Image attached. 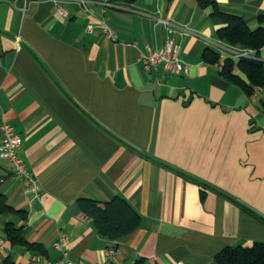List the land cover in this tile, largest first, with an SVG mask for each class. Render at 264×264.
Segmentation results:
<instances>
[{
    "label": "crops",
    "instance_id": "obj_1",
    "mask_svg": "<svg viewBox=\"0 0 264 264\" xmlns=\"http://www.w3.org/2000/svg\"><path fill=\"white\" fill-rule=\"evenodd\" d=\"M217 2L264 27V0ZM222 26L201 0H0V142L7 121L40 182L34 198L0 156L11 207L0 264H66L64 252L83 264H219L225 247L264 241V83L238 65L235 80L222 73L227 58L264 63V46L233 44ZM170 38L188 72L146 69L141 52ZM116 197L140 216L118 241L79 204ZM9 223L28 243L9 239Z\"/></svg>",
    "mask_w": 264,
    "mask_h": 264
},
{
    "label": "trees",
    "instance_id": "obj_2",
    "mask_svg": "<svg viewBox=\"0 0 264 264\" xmlns=\"http://www.w3.org/2000/svg\"><path fill=\"white\" fill-rule=\"evenodd\" d=\"M133 2L135 0H124ZM202 3H210L214 8V14L223 20L220 33L231 43H242L254 49L264 46V27L251 29L245 18L241 15L224 11L217 0H201ZM205 56L217 61L219 56L213 51L205 50ZM238 65L252 80L254 86L264 83V63L261 60L241 57L238 61L227 58L223 64L222 73L229 79L235 80V66ZM240 82V80H238ZM241 84L250 91L251 88L241 81ZM82 210L92 217L99 232L111 240H120L132 233L139 226V214L130 204L121 197L102 204L96 199H81L79 201ZM6 196L0 192V211L10 210ZM9 239L14 243H28L22 236L21 229L14 228L9 223L6 228ZM219 264H264V241L256 240L251 245L238 244L227 246L216 255ZM2 264H15L11 257H7Z\"/></svg>",
    "mask_w": 264,
    "mask_h": 264
},
{
    "label": "built area",
    "instance_id": "obj_3",
    "mask_svg": "<svg viewBox=\"0 0 264 264\" xmlns=\"http://www.w3.org/2000/svg\"><path fill=\"white\" fill-rule=\"evenodd\" d=\"M58 12L62 15L67 14V10L64 5L57 6ZM97 26L90 24L89 30H94ZM98 27L102 30L107 38L117 41L118 35L116 31L108 24L106 20H103ZM241 55H247V53H240ZM141 60L146 69L152 70L159 66H162L164 70L169 73L182 75L189 70V63L184 60L180 55V46L174 40V38L168 39L161 47L154 48L147 45L146 52H141ZM1 142H0V156L8 161L11 165L14 174L18 178L25 179L29 186V191L33 194V197L40 196V182L34 176L29 169L25 160L19 155V148L23 143V136L16 131L14 125L9 122H4L1 127ZM64 235L62 234L55 242L57 247H62L64 243ZM1 241V239H0ZM66 264H83L81 260L75 261L69 258L64 252Z\"/></svg>",
    "mask_w": 264,
    "mask_h": 264
}]
</instances>
